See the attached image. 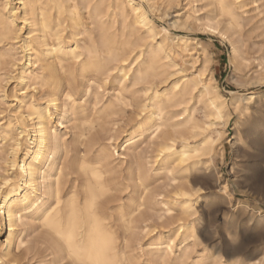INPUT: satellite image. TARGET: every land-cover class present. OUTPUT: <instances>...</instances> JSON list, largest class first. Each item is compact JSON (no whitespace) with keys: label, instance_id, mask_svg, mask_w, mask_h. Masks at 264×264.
Instances as JSON below:
<instances>
[{"label":"bare ground","instance_id":"6f19581e","mask_svg":"<svg viewBox=\"0 0 264 264\" xmlns=\"http://www.w3.org/2000/svg\"><path fill=\"white\" fill-rule=\"evenodd\" d=\"M172 1L177 0H167ZM202 1L188 0L173 23H196L223 36L231 43L232 61L249 62L236 33L245 26L249 3L260 17L264 0H209L224 20L217 15L197 16ZM24 29L22 43L16 47L13 42ZM160 32L158 38L148 11L135 0H0V93L5 91L6 65L19 67L16 79L21 92L31 91L15 97L13 114L0 118V236L7 230L0 243V264H14L24 251L29 253L31 239L26 237L36 232L41 233L36 244H46L52 255L49 264H208V256L194 258L191 249L199 239L193 217L201 197H195L191 180L187 187H175L167 198L151 188L149 179L155 164L173 179L175 172L201 171L203 157L212 158L224 134L228 102L208 71L206 48L169 28ZM18 49L23 53L19 58ZM178 56L187 68L179 66ZM255 60L259 68L254 78L263 77L264 55ZM198 62L202 66L197 67ZM114 73L118 96L140 99L122 153L111 143L104 144L102 113L112 112L111 106L80 120L94 80L108 81ZM80 79L88 82L87 98L81 102L75 97ZM162 84L166 87L160 88ZM37 92L46 99L44 103L35 97ZM258 97L251 91L232 100L241 110L236 140L242 142L244 135L264 138V105ZM200 106L201 119L196 116ZM72 117L78 122L74 141L68 143L58 127ZM148 133L155 143L154 155L132 157L135 145ZM221 189L214 194L226 202L232 194L226 184ZM157 206L168 214L174 207L181 209L180 214L167 217L168 234L166 221L160 223L163 228L155 223L166 216L156 214ZM255 221L264 223L262 212ZM156 230L148 243L156 251L146 258L136 256L133 244ZM239 235L238 229L229 232L228 244L234 247Z\"/></svg>","mask_w":264,"mask_h":264},{"label":"rangeland","instance_id":"374dc122","mask_svg":"<svg viewBox=\"0 0 264 264\" xmlns=\"http://www.w3.org/2000/svg\"><path fill=\"white\" fill-rule=\"evenodd\" d=\"M135 1L143 4L148 11V15L152 19L156 27V32L159 35L158 38H161L163 35L160 29L166 27L169 28L173 34L189 36L194 41L200 42V44L206 48L208 55V71L210 75L213 76L214 82L218 86L220 93L228 102L227 115L224 120L225 126L223 124V128L222 125L218 126L222 128L224 134L215 145L212 158L209 154L203 157L204 164L202 165V170L195 173V175L194 173L181 174L175 172L174 176L176 178L173 179L171 174L168 175L162 168H159V165L157 166V164H155L151 172L149 184L153 190L163 193L167 198L173 196V189L178 185H184L186 187L191 185L192 188L194 187L193 192L195 193V197L196 195H201V197L196 200L195 208L197 213L193 217L194 224L195 226L197 225V235L200 239L195 242L192 240V242L195 243L191 247L194 258H199V256L203 255L206 257L208 256V264H264V223L258 224L255 221L256 215H259L261 212L264 215V138L247 139L244 135V140L242 142L236 140V122L240 118L241 110L236 108L235 104L232 102L236 96H241L242 94L246 95L251 91H255L259 95V103L264 105V103H262L264 102V76L254 78L259 68L257 67L258 64L255 59L260 55H264V21H259L260 18L264 17V14H261L260 17L257 16V12L254 11V7L250 3L246 7L247 13L245 15L247 18L245 20V26L241 30H238L236 38L241 46L243 56L249 59V62L242 60L232 61L231 43L223 36L209 32L196 23L190 25H175L173 23L175 15L178 12H183V6L188 0L172 1L169 4L167 0H151L156 3L155 5L157 8H151L147 0ZM201 3L203 9L198 12L197 16L203 17L206 15L215 17L217 15V18L224 20L223 17L219 16L216 4H210L209 0H203ZM17 23L20 26L23 25L20 18L17 20ZM69 29H66L65 36L69 33ZM24 33L25 29L21 32L20 39L18 38L19 40L17 39L13 42H16V47L18 43H22L21 39ZM8 47H10L9 44L6 48ZM22 55L21 49H18L16 56L19 58ZM176 61L179 66H185L181 57H176ZM19 66H21V64ZM200 66H202V63L198 62L197 67ZM185 67L187 68V66ZM18 69L19 67H13L12 69V66L6 65V69L3 70V73H5V91L0 93V118H8L13 114V111L17 107L15 97L31 94L30 90L26 91V93L21 92V86H19L16 79ZM192 70L191 68L186 72L190 74ZM115 73L108 81L103 77L94 80L91 94L86 104V111L80 114V120L85 116L92 117L96 111L103 109L105 106H111L112 112L108 110L102 113V122L105 129L104 144L111 143L113 146L117 147L119 153H122L126 152L124 150L127 143L126 139L131 132L134 120L137 118L139 112L137 102L140 99L134 98L131 100L127 94H123V96L120 97L118 96V88L114 78ZM87 85L88 82L86 79H80V82L76 85L75 97L80 102L87 98L85 92ZM164 87H166V85H160V88ZM35 97L40 101L43 100V103L46 100L44 96L38 92L35 94ZM119 98L122 99L119 100ZM127 99L129 101H127ZM200 108L196 116L201 119L203 116L202 106H200ZM243 117L245 119L247 118L246 115H243ZM74 118L76 117H72L71 121L66 123L65 126L58 127V132L64 135L68 143L73 142L75 138L74 125L78 121H74ZM55 119L57 120L56 116H54V122ZM243 126L244 125H242L241 128ZM241 128L240 132L243 134L244 127L243 129ZM151 136L152 135L148 133L137 142L135 145L136 150L134 154H132V157L141 156L147 159L154 155L155 143ZM198 138L201 137H197V140ZM190 142L195 143L196 138L190 140ZM177 146L181 148V143L178 142ZM81 150H83L82 147ZM115 158L118 159L117 154ZM130 160L131 158L129 157L128 162ZM207 172H209V174ZM196 176L197 179H195ZM189 180H191L189 182L190 184L188 183ZM225 184L228 186L229 194H232L226 202L216 198L214 194V192L217 191L223 192L221 187ZM195 188H198V191ZM124 195H126V192H124ZM229 200H231L230 203ZM160 208L161 206H157L156 214L166 216H163V220H156L155 223L157 226L161 227L160 223L166 221L164 222V230L165 233L168 234L167 231L171 228V224L167 220V217L172 213L180 214L181 209L180 207H174L173 212L168 214ZM237 229L240 231L241 236L239 235L240 237L236 242L237 244L233 247L228 244L227 236L229 232L234 233ZM6 231V229L2 230L0 243L5 240L7 236ZM157 232L158 230L154 233H150L148 236H142L139 244H133V253L136 256L145 254L143 258H146L152 252L156 251L157 247L149 246L148 243L151 241V238L156 236L155 234ZM26 238L31 239V251L26 253L23 248V255L14 264H49L52 255L50 251L47 250L46 244H36L41 238V233H32Z\"/></svg>","mask_w":264,"mask_h":264}]
</instances>
